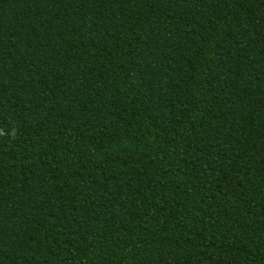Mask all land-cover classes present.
Returning <instances> with one entry per match:
<instances>
[{
  "label": "trees",
  "instance_id": "16d2710c",
  "mask_svg": "<svg viewBox=\"0 0 264 264\" xmlns=\"http://www.w3.org/2000/svg\"><path fill=\"white\" fill-rule=\"evenodd\" d=\"M0 264H264V0H0Z\"/></svg>",
  "mask_w": 264,
  "mask_h": 264
}]
</instances>
